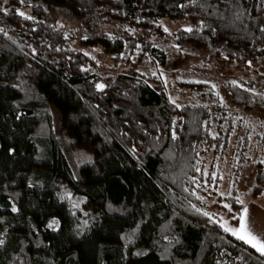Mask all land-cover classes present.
<instances>
[{"label": "trees", "instance_id": "trees-1", "mask_svg": "<svg viewBox=\"0 0 264 264\" xmlns=\"http://www.w3.org/2000/svg\"><path fill=\"white\" fill-rule=\"evenodd\" d=\"M96 47L148 69L101 75ZM174 52L247 72L177 79L200 91L178 106L162 73ZM221 91L264 111V0H0V264H264L204 215L205 176L214 193L219 177L202 159L233 128Z\"/></svg>", "mask_w": 264, "mask_h": 264}, {"label": "rangeland", "instance_id": "rangeland-1", "mask_svg": "<svg viewBox=\"0 0 264 264\" xmlns=\"http://www.w3.org/2000/svg\"><path fill=\"white\" fill-rule=\"evenodd\" d=\"M21 13L25 16H32L31 12L27 10ZM60 21L67 27L71 26L70 22L65 19H61ZM163 24L168 30H176L183 27V24H174L167 20L163 21ZM66 31L68 34L69 29ZM75 38L78 37L71 39V46L76 49H82L79 47L78 42L75 41ZM83 50L93 56L96 63H99L98 73L101 75L111 73L115 68V71L127 74H131L132 72L144 73L148 69L146 66L136 65L114 66L111 61V56L98 47L84 48ZM203 57L202 54L194 56L174 52L172 54V60L162 71L164 80L168 85L170 98L178 106L197 104L199 102L197 101V97L200 91L189 88V83L185 86L178 85L176 83L177 79L183 80L186 83L187 80H208L220 86L222 81H224L222 77L242 75L247 72L241 65L231 70H211L209 67L201 66L203 64L202 62H204ZM258 70L261 69L258 68ZM177 72H180V76H177ZM201 75H204V77ZM260 85L258 84L257 87ZM218 99L221 100L223 109L228 112L226 115L232 118L233 128L227 147L221 150L219 154L210 152L206 159H202L206 164V169L212 163L215 164L219 177V182L215 189L216 192L214 193V185L217 181H208L207 176H205L206 178L201 187L207 193L205 211L210 218L219 224H225L234 229L239 228L240 224L236 226L232 223L233 219H235L236 211L233 210L229 200L234 199L238 204H241L239 201L242 200L243 207L241 215L243 209L247 207V220L252 232L264 240V192L258 198L252 197V190L258 171L257 163H264V146L260 143V138L264 133V111L254 110L252 112H245L242 105L231 102V98L226 97L222 91L219 93ZM207 105H209L211 111L217 109L216 102L210 101L207 102ZM57 122L58 119L55 116V123ZM215 176L213 174L212 179ZM63 194L70 196V190L65 188ZM225 205H228V207H225Z\"/></svg>", "mask_w": 264, "mask_h": 264}, {"label": "snow or ice", "instance_id": "snow-or-ice-1", "mask_svg": "<svg viewBox=\"0 0 264 264\" xmlns=\"http://www.w3.org/2000/svg\"><path fill=\"white\" fill-rule=\"evenodd\" d=\"M23 15V13H20ZM186 31H192V29L188 28ZM99 87H103V85H100ZM241 204H243V201H239ZM225 207H228V205H225ZM15 210V209H13ZM204 215H208L207 213H204ZM248 216V209L245 207L243 209L242 215L239 217L240 226L239 228H231L229 226H226L225 224H221L220 227L223 228L224 231L229 232L231 235L235 236L238 240H242L243 242L249 244L251 247L255 248L257 252H259L261 255H264V240L259 238L257 235H255L247 220Z\"/></svg>", "mask_w": 264, "mask_h": 264}, {"label": "crops", "instance_id": "crops-1", "mask_svg": "<svg viewBox=\"0 0 264 264\" xmlns=\"http://www.w3.org/2000/svg\"><path fill=\"white\" fill-rule=\"evenodd\" d=\"M239 224H240V222H239ZM239 224H238V225H239ZM248 245H249V244H248ZM249 246H250V245H249ZM252 248H253V247H252ZM254 249H255V248H254ZM255 250H256V249H255Z\"/></svg>", "mask_w": 264, "mask_h": 264}]
</instances>
